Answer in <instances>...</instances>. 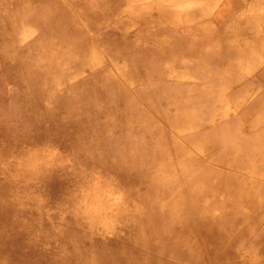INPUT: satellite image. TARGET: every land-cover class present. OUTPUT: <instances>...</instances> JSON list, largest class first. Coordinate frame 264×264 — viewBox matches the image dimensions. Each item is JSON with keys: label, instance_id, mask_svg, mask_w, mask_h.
<instances>
[{"label": "rangeland", "instance_id": "rangeland-1", "mask_svg": "<svg viewBox=\"0 0 264 264\" xmlns=\"http://www.w3.org/2000/svg\"><path fill=\"white\" fill-rule=\"evenodd\" d=\"M27 1L0 0V216H2L0 229L4 230L0 235V264H25V262L26 264H67L68 262L76 264L75 257L73 260L67 259L68 262L65 260L72 253L74 245L79 246L77 249L74 248L77 251L88 246L106 247L110 244L115 250L124 247L126 251H131L134 244L131 247L127 243L134 235L128 224L133 225L129 221V216L133 213L132 209L137 205V200L131 194L122 173L126 166L128 168V164L121 157L118 160L114 151L105 148L103 142L106 139L105 132L99 131V127H103L108 122L119 123V118L100 116L95 122L80 121L83 120L81 114L98 112L101 107L104 109L111 106L118 107L117 102L115 103L116 99L94 93L99 87L98 84L94 86L95 84L89 81L86 84L81 82L91 77L98 69H107L110 78L120 76V87L127 89L128 95L138 97L131 91L133 81L122 78L120 71L124 66L120 60L126 59L132 60L140 70L150 67L151 64L143 59H131L134 47L158 49V43L167 38V35L177 37L179 33L186 32L187 26L198 25H201V29L210 27L228 39L234 38L235 30L241 31L238 37L248 36L249 39L250 27L256 29L258 38L262 34L264 37L261 24V18L264 16V0H69V3L63 2L66 8L69 7L67 12L71 15H84L90 22L96 19L106 30L103 31V37L111 42V46H107L108 49L92 32L88 35L91 43L84 49L87 53L93 51L96 56L94 69L83 60L78 67L77 64L66 62L64 58L55 54V46L52 49L45 45L32 47L39 33L33 28L28 31L26 27L30 26L23 24L24 10L27 9L25 3L29 4ZM87 2L94 4L89 9H83L81 13L78 7ZM226 6L231 7L232 15L217 24L215 14L218 9ZM143 9H147V21H143V17L139 16L143 15ZM170 9L175 11L171 15V20H164L158 24L153 21L161 10ZM8 15L16 17L21 23L15 31L8 23ZM50 16L49 14L50 22H47L46 27L54 29L56 22L52 21ZM98 36L101 37L99 34ZM55 39L64 40L61 34ZM113 49H122L124 53L115 56ZM51 50L54 52L53 55L49 53ZM166 54L172 55L171 52ZM16 57L30 60L28 69L31 70L54 64L53 76L57 77L61 74L62 77L57 80L58 82L49 83L52 86H45L48 83L42 85L44 94L39 100L32 95L26 96L17 80L7 79L17 73ZM87 57L88 55L85 59ZM263 68L264 58H253L242 65L241 81L228 87L227 81L222 80L220 90L215 96H220L223 103L222 105L218 103L215 114L220 112L218 110L226 109L229 115H237L264 94L263 71H260ZM180 78L178 76L176 78L179 79L178 83L191 85L189 94L196 96L201 83L199 79L195 75ZM88 88H93L90 98L86 95ZM62 96L74 98L70 104V108L76 110L74 114L69 113L70 109H67L69 106L63 101ZM234 103L238 104L235 109L232 108ZM82 108L85 112H81ZM263 109L255 112L243 123L247 125L252 119L260 116L264 113ZM14 110L24 115L22 123H19L18 115L15 116L12 112ZM215 114L206 118V124H217L221 120L219 114ZM124 117L127 116L120 112V120ZM128 117L135 119L132 116ZM151 120L156 126L153 128L154 131L150 132L145 124L139 130V135L146 141L143 139L145 149L153 144L159 147L166 144L172 147L184 144L182 150L191 158L197 162L204 159V153L199 147L186 141L188 135L192 134V129H185L187 132H183L180 129L170 128L168 119L153 115ZM258 126L262 127L261 124ZM92 127L94 131H91ZM163 128L166 129L168 139H156L149 145L148 138L154 139ZM93 133L95 135H92ZM91 144L94 148L91 146L89 149ZM92 150H96L99 156H93ZM254 158L256 166L259 156L256 155ZM210 167L229 172V169L221 164L215 166L211 164ZM230 175L244 181L249 180L260 189L264 188V176L259 174L251 171H236L231 172ZM134 177H137L135 173L132 174V178ZM143 186L144 183H136L135 191L143 192ZM262 191L264 192V189ZM215 194L219 197V193ZM246 203V200L234 202L233 206ZM73 205L77 211L72 208ZM221 209V206L215 207L212 221L218 218ZM242 212H239L242 221L238 230L226 235L218 250L215 247L216 251L209 256L210 263L218 260L220 263L234 264L236 260L240 264H264V258L262 259L264 250L262 252L256 250L254 237L259 231L264 230V204L251 214L255 216L254 220V216L247 217L245 211ZM94 216H100L109 222L103 225L105 227L99 226L96 222L92 223ZM240 235H243V239L239 237ZM75 237L83 239L74 242ZM202 241L207 247L205 251L209 252L214 245L213 242H207L206 238ZM232 251L234 255L229 256ZM223 252H227V255H223Z\"/></svg>", "mask_w": 264, "mask_h": 264}, {"label": "bare ground", "instance_id": "bare-ground-1", "mask_svg": "<svg viewBox=\"0 0 264 264\" xmlns=\"http://www.w3.org/2000/svg\"><path fill=\"white\" fill-rule=\"evenodd\" d=\"M66 1L69 3V0H28L29 4L25 3L27 9L24 10L23 24L31 27H26L28 31L33 28L39 33L32 47L45 45L52 49L55 46V54L64 58L66 62L77 64L78 67L83 60L94 69L96 56L93 51L87 53L84 49L91 43L89 33L92 32L103 45H106V49L111 46V42L103 37V31L106 30L104 26H100L98 20L93 19L90 22L83 14L71 15L67 12L69 7L64 6L63 2ZM93 4L94 2H87L78 9L82 13L83 9H89ZM142 11L143 15L139 16L143 17V21H147V9ZM174 13V9L161 10L153 21L158 24L164 20H171ZM49 14L52 21L56 22L54 29L46 27L47 22H50ZM215 15V22L220 24L232 15V9L230 6L220 8ZM7 19L13 31L21 24L16 17L8 15ZM261 24L264 30V16L261 18ZM200 27L201 25L187 26L186 32L179 33L177 37L167 35V38L158 43V49L134 47L131 59L145 60L151 64L148 68L140 70L132 60H120L124 64L120 70L121 77L133 81L131 91L138 97L128 95L127 89L120 87V76L110 78L107 69H98L91 77L81 82L86 84L89 81L95 84L94 86L98 84L99 87L94 93L116 99L115 103L117 102L118 107L111 106L105 109L101 107L98 112H85L82 108L81 112L85 114H81L83 120L80 121L95 122L100 116L119 118V123L108 122L99 127V131L105 132L106 139L103 141L105 148L114 151L118 160L121 157L128 164V168L126 166L122 173L131 194L137 200V205L132 209L130 219L128 218L133 223L128 224V227L130 231L132 229L134 237L131 236L133 238L127 244L131 247L134 244V248L131 251H126L124 247L115 250L110 244L106 247L88 246L77 251L79 246L74 245L72 247L76 249L72 248V253H69L66 261L75 257L76 264H225L218 260L210 263L209 256L220 248L221 241L226 235L238 230L242 221L239 212L245 211L244 214L249 217L264 204L262 191L264 188L260 189L249 180L244 181L230 175L236 171H251L264 176V113L252 119L247 125L243 123L264 108V94L237 115H229L228 110L221 109L217 113L221 118L217 124L210 125L205 122L207 117L210 118L217 112L218 103L220 105L223 103L220 96L216 97L222 83L227 81L229 87L241 81L242 65L253 58H264L263 34L258 38L256 29L250 27L249 39L248 36L238 37L241 32L239 30H235L234 38L228 39L210 27L207 29ZM60 34L64 40L55 39ZM167 52H171L172 55L166 54ZM49 53L53 55L54 52L51 50ZM118 53L124 51L113 49L115 56ZM15 59L17 73L7 79L17 80L26 96L32 95L39 100L44 94L41 86L46 83L48 85L45 86H52L49 83L58 82L62 77L61 74L53 76L54 64L31 70L28 69L30 60L21 57ZM260 71H263L264 77V68ZM191 75H195L201 82L196 96L189 94L191 85L178 83L180 77ZM177 76L179 79H176ZM92 93L93 88H88L86 95L90 98ZM62 97L69 106L67 107L70 109L69 113L74 114L76 110L70 108L74 98ZM237 105L234 103L232 108L235 109ZM12 112L15 116L18 115L19 123L24 121L22 113L17 110ZM120 112L127 117L120 120ZM152 115L168 119L170 128L183 132H187L185 129H192V134L188 135L186 141L199 147L204 153V159L197 162L191 158L182 150L184 144L173 147L169 144L161 147L153 144L156 139H168L164 128L154 136V139L148 138L149 145H153L145 149L146 141L139 135V130L145 124L150 132L154 131L153 128L156 126L151 120ZM91 131H94V127ZM94 139L99 142L97 138ZM91 146L92 144L88 148L91 149ZM91 154L99 156L96 150H92ZM256 155L259 159L258 165L255 166ZM211 164L226 166L229 172L218 171L210 167ZM133 173L137 177L132 178ZM136 183H144L143 192L135 191ZM215 193H219V197ZM244 200L246 204L233 206L234 202ZM216 206H221L222 209L218 213V218L212 221ZM72 208L77 211L74 205ZM91 221L99 226L107 225L109 222L100 216H94ZM3 231L0 229V235ZM239 237L243 239V235ZM254 237L256 250L262 252L264 230L259 231ZM204 238L214 244L209 252L205 251L207 247L202 241ZM82 239L75 237L73 241L78 242ZM223 255H227V252H223ZM232 255L234 251L229 253V256ZM233 263L240 264L236 260Z\"/></svg>", "mask_w": 264, "mask_h": 264}]
</instances>
